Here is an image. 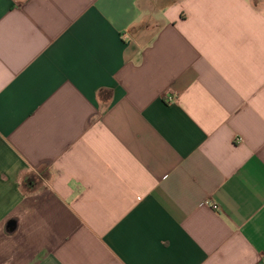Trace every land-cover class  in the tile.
Listing matches in <instances>:
<instances>
[{"label": "crops", "instance_id": "obj_1", "mask_svg": "<svg viewBox=\"0 0 264 264\" xmlns=\"http://www.w3.org/2000/svg\"><path fill=\"white\" fill-rule=\"evenodd\" d=\"M256 1L0 0V264H264Z\"/></svg>", "mask_w": 264, "mask_h": 264}, {"label": "rangeland", "instance_id": "obj_2", "mask_svg": "<svg viewBox=\"0 0 264 264\" xmlns=\"http://www.w3.org/2000/svg\"><path fill=\"white\" fill-rule=\"evenodd\" d=\"M256 5H258L259 8L264 9V0H257L256 1Z\"/></svg>", "mask_w": 264, "mask_h": 264}, {"label": "trees", "instance_id": "obj_3", "mask_svg": "<svg viewBox=\"0 0 264 264\" xmlns=\"http://www.w3.org/2000/svg\"><path fill=\"white\" fill-rule=\"evenodd\" d=\"M26 181H28V182H29V180H28V179H26ZM30 181H32V179H31Z\"/></svg>", "mask_w": 264, "mask_h": 264}]
</instances>
